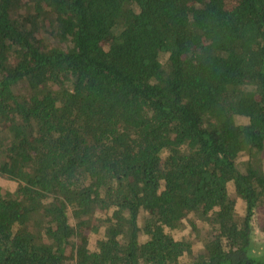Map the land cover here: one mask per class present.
Returning a JSON list of instances; mask_svg holds the SVG:
<instances>
[{
  "label": "trees",
  "instance_id": "16d2710c",
  "mask_svg": "<svg viewBox=\"0 0 264 264\" xmlns=\"http://www.w3.org/2000/svg\"><path fill=\"white\" fill-rule=\"evenodd\" d=\"M263 152L264 0H0V264H264Z\"/></svg>",
  "mask_w": 264,
  "mask_h": 264
},
{
  "label": "rangeland",
  "instance_id": "374dc122",
  "mask_svg": "<svg viewBox=\"0 0 264 264\" xmlns=\"http://www.w3.org/2000/svg\"><path fill=\"white\" fill-rule=\"evenodd\" d=\"M236 121L239 122V123H243L245 122V119L242 118V117H237L236 118ZM262 163H263V169H264V152L262 153ZM242 161L240 162L239 164V169H243L244 168V164H243V158L241 159ZM0 186L2 188L3 191H14L16 189V186H17V183L11 179H9L8 177L6 176H0ZM258 220V221H257ZM257 221V222H256ZM259 217L256 216L255 220L253 221V236H254V239L256 242L258 243H264V234L261 232V230L259 229ZM187 235L188 237L191 234V232L189 231V226L188 225H185L183 230L180 231L178 234H176V237H180V236H184ZM98 236H91L90 237V248L91 249H94L95 247V241H96V238ZM144 236L141 237V240H144ZM264 250V249H263ZM182 262H188V258L185 256L181 259Z\"/></svg>",
  "mask_w": 264,
  "mask_h": 264
}]
</instances>
